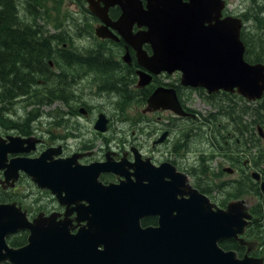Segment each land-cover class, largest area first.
<instances>
[{"label":"flooded vegetation","instance_id":"af4514ba","mask_svg":"<svg viewBox=\"0 0 264 264\" xmlns=\"http://www.w3.org/2000/svg\"><path fill=\"white\" fill-rule=\"evenodd\" d=\"M6 1L16 4L19 19L34 22L37 13L29 10L34 0H0V22L7 19ZM142 1L145 7L146 0ZM224 1L222 18L242 19L246 60L264 63V30L253 28L258 17H264V0H257L256 7L261 9L256 17L250 11L257 2L232 9L231 0ZM44 2L37 9L46 10L44 19L37 18L46 24L43 44L31 51L26 43L15 42L0 52V68L7 71L0 80V136L37 139L36 149L24 154L31 157L50 147H60L56 158L76 154L82 165L109 157L110 168L127 175L104 171L98 179L105 185L122 179L128 187L139 183V198L146 207L140 218L142 228L172 229L179 199L191 198L194 189L208 200L209 206L197 208L201 212L230 210L233 205L235 211L251 217L246 218L245 231L238 238H221L219 245L236 251L239 258H262L264 264V153L260 152L264 124L259 122L258 100L247 99L236 89L209 92L186 86L178 70L157 71L140 65L136 48L121 33L124 27L119 29V5L108 9L113 22L108 30L114 37H102L96 30L104 22L90 11L86 0ZM143 29L137 22L132 26L134 33ZM143 48L151 55V45ZM159 89L162 94L166 89L167 97L174 91L188 114L152 106L150 99ZM194 95L205 109L194 107ZM101 115L108 120L105 131L96 128ZM76 184L75 179L63 183L65 202H60L51 188L39 186L26 172L20 170L15 180H7L1 168L0 202H16L30 220L51 214L61 218L71 211L70 229L76 233L89 226L87 220L75 218L80 211H88L90 204L68 199L76 197ZM29 234L23 230L12 235L25 236L16 247L28 243ZM162 239L161 233L160 246Z\"/></svg>","mask_w":264,"mask_h":264},{"label":"water","instance_id":"95a60500","mask_svg":"<svg viewBox=\"0 0 264 264\" xmlns=\"http://www.w3.org/2000/svg\"><path fill=\"white\" fill-rule=\"evenodd\" d=\"M86 1L90 11L104 22L96 30L102 37H114L108 30L113 24L108 9L121 7L119 29L124 27L121 33L136 48L140 65L157 71L178 70L183 85L209 92L236 89L250 100L263 97L264 63L245 59L242 19L222 18L224 0H146L145 7L142 0H101L104 7L98 0ZM135 22L146 29L134 33ZM144 44L151 45V55ZM4 74L7 71L1 66L0 80ZM165 91H156L150 104L188 114L175 92L167 97ZM107 122L101 115L96 128L105 131ZM37 141L19 135L0 136V169H5L6 179L15 180L22 170L39 186L51 188L60 202H65L63 183L75 179L76 197L68 199L90 203L88 211H80L75 218L78 222L87 220L89 226L72 233L71 211L61 218L51 214L30 220L16 202H0V264H263L262 258H239L236 251L219 245L221 238H238L250 214L235 211L233 205L230 210L201 212L197 208L209 206L208 200L194 189L191 198L179 199L172 229L142 228L140 218L146 207L139 198V183L132 187L126 181L105 185L98 179L104 171L127 175L110 168L109 157L105 162L82 165L76 154L56 158L60 147L47 148L35 157L24 155L36 149ZM72 171L77 175L72 176ZM21 230L30 231L28 243L12 246L8 236ZM161 233L162 246L158 242Z\"/></svg>","mask_w":264,"mask_h":264},{"label":"trees","instance_id":"16d2710c","mask_svg":"<svg viewBox=\"0 0 264 264\" xmlns=\"http://www.w3.org/2000/svg\"><path fill=\"white\" fill-rule=\"evenodd\" d=\"M257 0H252V3H256ZM44 0H34V6L29 7L31 13L36 14L37 16L34 19L33 23H29L25 20H21L19 11H17L16 4L12 1H6L5 3V14L7 16L6 21L0 22V52L4 50H9L10 47L15 43H26L29 45V49L34 51L33 49L36 47H40L45 38L43 37L42 33L46 27L45 21L44 23H40L37 21L39 16H45V9L38 11L39 7L44 6ZM257 2L255 6H252L250 11L251 17H256L257 11L261 9L260 6H257ZM38 9V10H37ZM57 9L60 10V4L57 5ZM260 14H263V11H260ZM17 15V16H15ZM258 24V27H257ZM257 30H264V17H258V20L255 21V25L253 27ZM27 34H31V36H27ZM33 34V35H32ZM29 38V39H26ZM32 46V47H31ZM246 59V58H245ZM264 61V60H263ZM14 62V61H11ZM15 63V62H14ZM4 76H6L4 74ZM258 110H259V122L264 124V102L262 100H258ZM250 132L248 136H250ZM260 152L264 153V149H261ZM25 239V236L19 235L18 237L12 236L11 244L12 245H20V242ZM9 264V263H6Z\"/></svg>","mask_w":264,"mask_h":264},{"label":"rangeland","instance_id":"374dc122","mask_svg":"<svg viewBox=\"0 0 264 264\" xmlns=\"http://www.w3.org/2000/svg\"><path fill=\"white\" fill-rule=\"evenodd\" d=\"M240 3L242 4V7H246L248 6V4H251L252 3V0H231V7L232 9H235L237 7V5H240ZM252 25H254V21L252 20ZM257 27H258V24H257ZM259 28V27H258ZM190 95L193 97V95L190 93ZM195 97V102L193 103L194 107L197 106L199 107L201 110L202 109H205V107L203 106L202 103H200V99L194 95ZM193 102V101H192ZM46 110H49L48 107H45ZM7 196H4L3 199H6Z\"/></svg>","mask_w":264,"mask_h":264},{"label":"bare ground","instance_id":"6f19581e","mask_svg":"<svg viewBox=\"0 0 264 264\" xmlns=\"http://www.w3.org/2000/svg\"><path fill=\"white\" fill-rule=\"evenodd\" d=\"M32 117V116H31Z\"/></svg>","mask_w":264,"mask_h":264}]
</instances>
